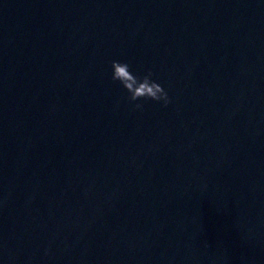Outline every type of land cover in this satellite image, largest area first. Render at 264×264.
<instances>
[{"label": "water", "instance_id": "95a60500", "mask_svg": "<svg viewBox=\"0 0 264 264\" xmlns=\"http://www.w3.org/2000/svg\"><path fill=\"white\" fill-rule=\"evenodd\" d=\"M0 264H264V0H0Z\"/></svg>", "mask_w": 264, "mask_h": 264}, {"label": "clouds", "instance_id": "9594fccd", "mask_svg": "<svg viewBox=\"0 0 264 264\" xmlns=\"http://www.w3.org/2000/svg\"><path fill=\"white\" fill-rule=\"evenodd\" d=\"M111 80L119 83L126 93V99L132 103L135 110H142L143 104L140 101H152L166 107L170 103V98L164 87L153 79L151 71L143 75L134 74L130 70V65L124 61H112Z\"/></svg>", "mask_w": 264, "mask_h": 264}]
</instances>
